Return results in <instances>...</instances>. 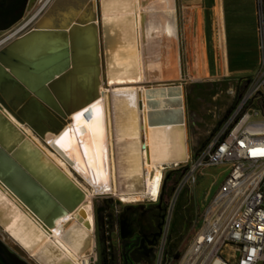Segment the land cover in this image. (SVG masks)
<instances>
[{
    "label": "bare ground",
    "instance_id": "bare-ground-1",
    "mask_svg": "<svg viewBox=\"0 0 264 264\" xmlns=\"http://www.w3.org/2000/svg\"><path fill=\"white\" fill-rule=\"evenodd\" d=\"M79 1L92 4L96 18L85 19V12L84 20L74 24L71 38L80 74L72 83L68 71L66 93L60 101L41 87V74L19 72L41 99L49 104L51 97L69 111L59 128L63 131L49 130L44 114L61 121L60 117L23 82L11 75L13 82L0 79V148L15 155V161L50 192L67 196L76 191L80 196L73 209L62 208L57 215L49 212L52 220L46 224L0 182V237L31 264H89L95 246L92 198L111 195L121 203H136L146 196L154 202L163 171L189 158L182 88L178 86L180 94L175 95L167 89L175 84L141 85L181 71L175 0H56L46 22L56 25L62 19L57 10L79 7ZM37 18L30 23V17L17 29L1 34L0 48ZM95 25L97 71L92 63ZM36 33L14 48L33 57L61 44L55 32ZM23 91L37 108L19 101ZM86 91L89 101L81 104ZM176 97L181 100L182 122L174 112ZM3 161L0 156V172L21 188L22 176L10 167L2 171L6 168ZM74 167L85 177L74 172Z\"/></svg>",
    "mask_w": 264,
    "mask_h": 264
},
{
    "label": "built area",
    "instance_id": "built-area-1",
    "mask_svg": "<svg viewBox=\"0 0 264 264\" xmlns=\"http://www.w3.org/2000/svg\"><path fill=\"white\" fill-rule=\"evenodd\" d=\"M257 24L259 61L248 90L218 131L185 162L180 190L192 185L199 168L229 163L228 175L199 215L196 231L174 264H264V20ZM258 100V105L246 104ZM163 180L154 203L162 200ZM153 264H167L170 207ZM118 211H116L117 215ZM96 264L98 255L88 257Z\"/></svg>",
    "mask_w": 264,
    "mask_h": 264
},
{
    "label": "rangeland",
    "instance_id": "rangeland-1",
    "mask_svg": "<svg viewBox=\"0 0 264 264\" xmlns=\"http://www.w3.org/2000/svg\"><path fill=\"white\" fill-rule=\"evenodd\" d=\"M255 1L258 24L259 11L262 12L264 20V0ZM51 2V0H34L31 4L32 7L30 6L28 9L24 7L21 16L8 28L0 29V35L17 29L30 17L31 20L29 22L31 23ZM175 2L178 18L177 40H179L181 69L178 74L179 76L167 75V77H160L158 78L159 80H150L141 85L175 84L180 86L183 90L184 106L189 111L192 110L190 106L199 107L200 110L203 106L207 109L209 102L213 101L212 96L217 97L219 95L229 103V111H226L223 117L211 127L205 128L199 126L195 128L190 120L186 122L189 159H192L194 154L208 143L218 131L220 123L229 115L234 106L237 105L238 100L247 93L249 85L248 77L254 72L243 76L208 72V65L220 63L218 53L217 56L213 57V44L217 49L219 42L216 40L215 43H212L206 39L202 29V13L199 10L198 0H175ZM237 3L239 8L238 17L241 21H246L248 19L247 0H237ZM217 37L218 35H216ZM248 61L251 62L253 59L248 57ZM195 97L198 99H194V102L188 103V101H192L191 98ZM196 103L198 104L196 105ZM254 105H258V100L249 101L244 109H248ZM185 165L184 162L178 167L168 168L163 171V197L161 201L159 200L156 203L149 201L146 196L136 203H121L115 198L116 196L111 195L94 196L92 198V205L95 222L94 240L96 253L102 250V235L103 229L106 226L114 224L116 221L120 222L121 218H123L121 222H123V228H126L134 222H138L144 214L150 218L153 217V214L158 216L164 215L165 217L167 214L165 209L170 207L169 213L171 218L167 244L171 253L168 259L171 258V260H168L167 264H174L176 261L174 255L179 251L182 252L188 246L193 233L197 229L200 212L220 187L230 170L229 163L199 168L194 175L193 184L184 187V190H180L179 184L184 179ZM116 211L120 212L118 215L121 217L120 219H117ZM0 239L9 249L12 248L1 237ZM101 257V254L98 255L96 264H103Z\"/></svg>",
    "mask_w": 264,
    "mask_h": 264
},
{
    "label": "water",
    "instance_id": "water-1",
    "mask_svg": "<svg viewBox=\"0 0 264 264\" xmlns=\"http://www.w3.org/2000/svg\"><path fill=\"white\" fill-rule=\"evenodd\" d=\"M33 1L34 0H27L25 8L28 9ZM55 2L56 0H53L51 4L43 11V13L26 31L0 48V79H8V81L11 82V75L16 78L17 81L23 82L22 78L19 77V72L21 71L41 74V83L43 84V86L41 87L45 86V88L49 91L48 96L51 94L52 97H55L60 101V98L66 93L64 78L68 76V71H71L70 75L72 78V83L74 76L78 78L80 74V71L78 70V68L80 67L79 61H77V58L75 57L76 47L73 44V39L71 38L72 31L73 29H75L74 24L77 21L82 22L84 20H82L81 17H83V13L85 12L88 13L85 19L93 20V16L95 19L96 14L93 11L94 6L92 4L87 3L86 1H79L77 4L79 5V7H82L79 12V7H70L63 10H57L58 12L62 13V19L57 21L56 25H53L52 23H48V21L46 22V18L50 14L49 11L53 8ZM87 24L93 26V22L91 21H89ZM54 27L56 28L54 29ZM92 29V34L94 35V28ZM95 29L96 45L95 39L93 38L94 44L92 45L94 48V56L92 63L94 68L96 69V56L98 54L97 25H95ZM36 32H55L56 35L60 37L61 44H59L55 48L52 47L44 49L33 57L26 56L22 54L21 50H19L18 48H14V46L19 41L24 40L32 34H37ZM95 49H97L96 53ZM70 65L71 67L69 68ZM96 71L94 70V74L96 73ZM53 75L56 76L53 77ZM23 84L28 91L32 92L33 95L46 102L44 99H41L38 96L36 89H32V91L30 87H28V84H25L24 82ZM167 89L174 90L175 95L180 94L178 86L168 87ZM47 90L44 91L48 93ZM0 97L3 99L1 94ZM49 98V104L47 103L48 101L46 102V104L49 105L52 108V111H54V113H56L60 117L61 121L52 118L53 116H51L50 114H44V116L46 117V121L48 122L49 130H51V132L57 131L58 133H60L61 131H63V129H59L60 125H62L61 122L65 121V118L69 114V111L66 108H61L60 106H58V104H55L51 97ZM31 99L32 98L30 96H27L26 92L23 91L19 101H22V104L27 108H29L31 104L32 106H35L37 108V105L33 104L31 102ZM88 101L89 91H86L85 100L81 104H84V102ZM147 103L151 106H155L154 102ZM174 104L175 106H177L174 112L177 114L179 120L178 122H182V110L180 108L181 100L179 97L175 98ZM86 112H90L89 107L87 108ZM35 118H38V116H36ZM0 156L3 158V162L6 167L3 168L2 171L7 169V167L12 168L16 173L22 176L24 185L19 189L16 188V186H14L10 181L9 177L6 176L8 174H5L3 172H0V182L11 192H13L19 198V200L43 222H45L46 224H50L52 216L49 215V212L57 215L62 211V208L66 210H71L74 208L77 199L80 197L76 191H72V193L67 196L63 195V192H50L47 188L43 187L41 183L37 179H35L20 162L15 161V155L8 154L6 151L0 148ZM67 162L71 165L69 161ZM73 171L80 174V176L85 177L82 172H80L75 167ZM25 186H27V188H25ZM64 197L65 199L63 200Z\"/></svg>",
    "mask_w": 264,
    "mask_h": 264
},
{
    "label": "crops",
    "instance_id": "crops-1",
    "mask_svg": "<svg viewBox=\"0 0 264 264\" xmlns=\"http://www.w3.org/2000/svg\"><path fill=\"white\" fill-rule=\"evenodd\" d=\"M198 6L202 13V29L206 39L212 43L216 40L219 42L217 49L213 44V57L218 53L220 63L208 65L207 71L233 76L254 72L259 61L256 1L247 0L246 21H241L238 17L237 0H198ZM3 22L0 19V24ZM248 57L253 61L249 62ZM212 98L213 101L209 102L207 109L203 106L201 110L192 106L190 111L185 108L186 122L190 120L195 128L211 127L217 123L228 111L229 103L219 95ZM191 99L188 103L198 98Z\"/></svg>",
    "mask_w": 264,
    "mask_h": 264
},
{
    "label": "flooded vegetation",
    "instance_id": "flooded-vegetation-1",
    "mask_svg": "<svg viewBox=\"0 0 264 264\" xmlns=\"http://www.w3.org/2000/svg\"><path fill=\"white\" fill-rule=\"evenodd\" d=\"M27 0L23 4L26 7ZM19 4H15L14 9L8 12L5 19H11L17 15ZM161 206V205H160ZM159 208V206H158ZM119 211L116 217L119 215ZM147 217L146 214L134 222L132 225L123 228V221H116L103 229L102 250L98 255H102L103 264H153L159 238L162 232L164 215ZM96 249V246H94ZM169 248V247H168ZM169 250V249H168ZM14 249H9L0 239V264H31Z\"/></svg>",
    "mask_w": 264,
    "mask_h": 264
},
{
    "label": "trees",
    "instance_id": "trees-1",
    "mask_svg": "<svg viewBox=\"0 0 264 264\" xmlns=\"http://www.w3.org/2000/svg\"><path fill=\"white\" fill-rule=\"evenodd\" d=\"M19 4V9L17 11V15L12 17L11 19L4 20L3 23L0 24V29L8 28L13 22H15L22 14L23 4L25 0H0V19L5 18L8 12H11L14 9L15 4ZM229 111V110H228ZM181 254V251L177 252L174 255L175 259H178Z\"/></svg>",
    "mask_w": 264,
    "mask_h": 264
}]
</instances>
